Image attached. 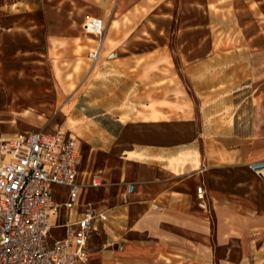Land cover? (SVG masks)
<instances>
[{"label": "crops", "instance_id": "0c3cea01", "mask_svg": "<svg viewBox=\"0 0 264 264\" xmlns=\"http://www.w3.org/2000/svg\"><path fill=\"white\" fill-rule=\"evenodd\" d=\"M90 6L85 16L102 18L106 27L109 21L107 39L140 36L157 42V48L177 20L180 54L192 62L198 41L215 39V16L221 15L226 59L250 57L254 62L239 64L241 69L261 70L264 0H113L100 10ZM189 114L122 122L110 133L115 138L100 146L103 169L82 170L79 158L81 189L72 208L65 207L69 188L53 185L58 210L51 215L52 237L63 236L88 203L108 214L96 221L87 259L78 264H264V181L249 166L264 159V130L240 135L229 129L220 144ZM94 176L100 186L90 184ZM129 184L134 189L124 198ZM199 186L205 189V207ZM100 188L102 196L90 200Z\"/></svg>", "mask_w": 264, "mask_h": 264}, {"label": "rangeland", "instance_id": "374dc122", "mask_svg": "<svg viewBox=\"0 0 264 264\" xmlns=\"http://www.w3.org/2000/svg\"><path fill=\"white\" fill-rule=\"evenodd\" d=\"M109 1L0 0V136L71 131L81 143L82 170L98 171L106 164L101 144L128 120L190 113L220 144L229 129L240 135L264 130V54L256 73L239 65H250V57L226 59L221 15L215 16V39L198 41L193 62L180 54L177 20L159 48L140 36L107 39L108 21L103 54L93 61L89 51L97 40L84 30L85 13ZM209 48L215 52L206 53ZM112 51L118 57L111 58ZM102 192L94 190L90 200Z\"/></svg>", "mask_w": 264, "mask_h": 264}, {"label": "built area", "instance_id": "2783aa9c", "mask_svg": "<svg viewBox=\"0 0 264 264\" xmlns=\"http://www.w3.org/2000/svg\"><path fill=\"white\" fill-rule=\"evenodd\" d=\"M84 30L97 40L89 57L98 61L106 24L100 17H88ZM109 55L116 58L117 52ZM79 158V140L68 130L0 136V264H78L87 259L88 239L96 231V221L108 218L106 211L88 203L75 221L66 224L63 236L54 238L51 233V215L58 210L53 185L69 188L66 208L78 203ZM249 166L264 181V159ZM90 184L100 186L102 182L94 176ZM133 189L129 184L123 197ZM197 192L205 207L203 186Z\"/></svg>", "mask_w": 264, "mask_h": 264}, {"label": "bare ground", "instance_id": "6f19581e", "mask_svg": "<svg viewBox=\"0 0 264 264\" xmlns=\"http://www.w3.org/2000/svg\"><path fill=\"white\" fill-rule=\"evenodd\" d=\"M92 17V16H91ZM90 38V37H89ZM93 41H95L96 39H94V38H91ZM103 40H104V38H103Z\"/></svg>", "mask_w": 264, "mask_h": 264}]
</instances>
